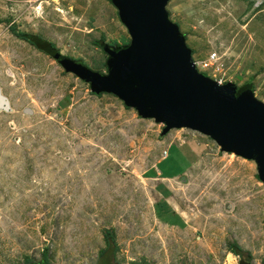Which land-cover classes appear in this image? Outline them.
Masks as SVG:
<instances>
[{
	"label": "rangeland",
	"instance_id": "374dc122",
	"mask_svg": "<svg viewBox=\"0 0 264 264\" xmlns=\"http://www.w3.org/2000/svg\"><path fill=\"white\" fill-rule=\"evenodd\" d=\"M165 10L192 60L215 52L199 72L250 80L264 102V0H168ZM11 28L99 73L106 55L94 42H129L110 0H0V264L42 251L46 264H235L230 242L264 264V188L251 160L187 128L161 135V123L92 94ZM163 150L160 167L189 163L167 192L153 170ZM163 197L181 227L158 221ZM105 229L116 249L99 255Z\"/></svg>",
	"mask_w": 264,
	"mask_h": 264
},
{
	"label": "water",
	"instance_id": "95a60500",
	"mask_svg": "<svg viewBox=\"0 0 264 264\" xmlns=\"http://www.w3.org/2000/svg\"><path fill=\"white\" fill-rule=\"evenodd\" d=\"M167 1L110 0L129 42L103 49L105 73L57 50L48 56L87 83L92 94H112L137 116L161 123V135L187 128L220 151L251 160L264 188V102L249 86L236 91L231 81L218 84L196 69L184 35L168 18Z\"/></svg>",
	"mask_w": 264,
	"mask_h": 264
},
{
	"label": "trees",
	"instance_id": "16d2710c",
	"mask_svg": "<svg viewBox=\"0 0 264 264\" xmlns=\"http://www.w3.org/2000/svg\"><path fill=\"white\" fill-rule=\"evenodd\" d=\"M11 32H13V34L17 38L26 41L28 44L33 46L35 49H37L38 51H41L47 55L49 54L50 50H56V48L53 46V44L50 41L40 37L39 35L24 32V31L18 32V31L13 30L12 28H11ZM94 43L103 52H104L103 49L108 47V46H114L115 48H118V47H122V46L126 45L125 43L124 44L107 43V42H104L102 37L99 40H96ZM74 60L77 62H81L80 59H74ZM246 86H249L252 89V85L250 83V80L247 81L246 83H244L242 86L236 87V91H241ZM181 158H182V156H181ZM187 163L188 162H185V164L182 163V165L184 166ZM158 167H160L159 163H158ZM183 168L184 167H182L180 169V171H182ZM160 169H161V174L163 176H165L166 175L165 169L163 167H160ZM154 209H155L156 217L159 220H161L162 222H165V223L170 224V225H178L180 227L182 226L183 222L177 218L176 213H174L173 210H171V208L166 204V202L164 200H161L157 204H155ZM102 236L104 239V245L105 246L102 250L99 251V255H102L107 249H110L111 252H114V250L116 249V243L114 241L112 231L109 229H105L102 233ZM227 250L238 257L237 264H248V261L250 259L249 253L247 251H244L241 248H239V246L235 242L228 243L227 244ZM25 261L28 262L27 264H46V262H47L46 253H45V251L41 252V258L38 262H30L29 260H25Z\"/></svg>",
	"mask_w": 264,
	"mask_h": 264
},
{
	"label": "crops",
	"instance_id": "0c3cea01",
	"mask_svg": "<svg viewBox=\"0 0 264 264\" xmlns=\"http://www.w3.org/2000/svg\"><path fill=\"white\" fill-rule=\"evenodd\" d=\"M195 147V146H194ZM168 154V153H167ZM165 155V156H162V158L161 159H159V160H157V163H155V167H154V169L153 170H155L156 172V174H157V178L156 179H159V181H160V183H162V186H159L158 188H160L159 189V191H161V192H167L166 190H168V191H170V186L169 185H167L166 184V182L165 181H170V180H178V179H180V178H183L182 177V173H184V171H180V169L182 168H178V167H176V168H170V170L167 168V169H165V172H166V175L165 176H163L162 174H161V169H160V167H158V163L159 164H162L163 163V161L164 160H166L167 159V157H168V155ZM185 162V161H184ZM164 165V164H163ZM186 165H189V163H187ZM186 165H184L183 167L185 168L186 167ZM191 166V165H190ZM185 182V181H184ZM162 199H164L165 200V202L168 204V202L166 201V199H165V197H163ZM169 205V204H168ZM170 206V205H169ZM158 221H160V220H158ZM183 221V220H182ZM161 223H163L162 221H160ZM164 225H166L167 223H163ZM168 225V224H167ZM169 226H173V225H169ZM174 226H177V225H174ZM178 227H180V226H178ZM229 252V251H228ZM238 261V260H237ZM237 261H236V263L235 264H237Z\"/></svg>",
	"mask_w": 264,
	"mask_h": 264
},
{
	"label": "built area",
	"instance_id": "2783aa9c",
	"mask_svg": "<svg viewBox=\"0 0 264 264\" xmlns=\"http://www.w3.org/2000/svg\"><path fill=\"white\" fill-rule=\"evenodd\" d=\"M216 59H217V57H216L215 52H212V53H210V54L208 55V57H207L206 59H204V60H202V61H200V62H197V61L193 60V62H194L195 67H197L198 65H200V66H202V67H204V68L209 69V68L212 67V64L214 63V61H215ZM213 79H214L218 84H222V83L224 82V79H222V78H214V77H213ZM165 155H166V150H163V156H165Z\"/></svg>",
	"mask_w": 264,
	"mask_h": 264
},
{
	"label": "bare ground",
	"instance_id": "6f19581e",
	"mask_svg": "<svg viewBox=\"0 0 264 264\" xmlns=\"http://www.w3.org/2000/svg\"><path fill=\"white\" fill-rule=\"evenodd\" d=\"M6 101V99H4ZM7 104V103H6ZM0 106L3 107L5 106L4 103L0 100Z\"/></svg>",
	"mask_w": 264,
	"mask_h": 264
}]
</instances>
